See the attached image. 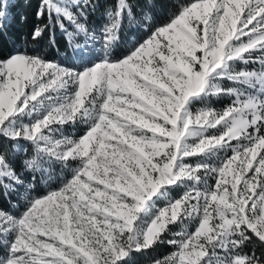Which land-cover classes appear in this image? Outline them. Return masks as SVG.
Returning <instances> with one entry per match:
<instances>
[{"label": "snow or ice", "instance_id": "1", "mask_svg": "<svg viewBox=\"0 0 264 264\" xmlns=\"http://www.w3.org/2000/svg\"><path fill=\"white\" fill-rule=\"evenodd\" d=\"M23 3L31 29L0 44V264H264V0Z\"/></svg>", "mask_w": 264, "mask_h": 264}, {"label": "trees", "instance_id": "2", "mask_svg": "<svg viewBox=\"0 0 264 264\" xmlns=\"http://www.w3.org/2000/svg\"><path fill=\"white\" fill-rule=\"evenodd\" d=\"M35 5L33 4L32 8H26L24 6L23 0H20L17 7L13 9V15L16 17V19L12 20V22L7 27V30L3 37H0V44H2L5 48V50L8 47L9 39L12 37H16L18 39L21 31H29L31 29L32 24L34 23V17L32 16V11L34 9ZM25 13L28 15V20L26 24H21L19 22V15ZM98 22V21H97ZM129 37V33L124 32L122 33V38L127 41ZM57 39V47L60 48L61 52L65 51V40L64 38L57 33L56 36ZM47 42V36H45V39L41 41V47L45 46ZM50 56H55V48L49 49ZM173 231H179V228L176 227L173 229ZM170 249L167 245L160 246L155 251L147 253L143 256L137 257V264H148L149 261L156 256H160L163 254H166Z\"/></svg>", "mask_w": 264, "mask_h": 264}, {"label": "rangeland", "instance_id": "3", "mask_svg": "<svg viewBox=\"0 0 264 264\" xmlns=\"http://www.w3.org/2000/svg\"><path fill=\"white\" fill-rule=\"evenodd\" d=\"M149 264V263H148Z\"/></svg>", "mask_w": 264, "mask_h": 264}]
</instances>
